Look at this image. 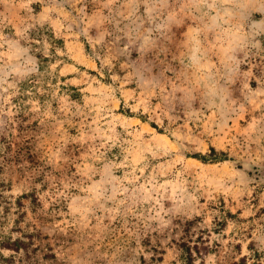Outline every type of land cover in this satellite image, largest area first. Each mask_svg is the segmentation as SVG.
<instances>
[{
	"label": "rangeland",
	"instance_id": "1",
	"mask_svg": "<svg viewBox=\"0 0 264 264\" xmlns=\"http://www.w3.org/2000/svg\"><path fill=\"white\" fill-rule=\"evenodd\" d=\"M4 136L0 264H264V0H0Z\"/></svg>",
	"mask_w": 264,
	"mask_h": 264
},
{
	"label": "trees",
	"instance_id": "2",
	"mask_svg": "<svg viewBox=\"0 0 264 264\" xmlns=\"http://www.w3.org/2000/svg\"><path fill=\"white\" fill-rule=\"evenodd\" d=\"M37 39H41V35L39 34L37 36ZM43 68V67H42ZM38 74H32L28 78H26L24 81L21 82L20 90L21 93H24V90L29 87L33 88L34 91L37 93V95H40V92H37V87L39 86V83L41 82L40 79H37ZM69 90H72L71 96L73 98L78 97L79 91L76 87L72 85H68L67 87ZM21 96V94H19ZM18 97V96H17ZM41 97V96H39ZM42 101H44V98H41ZM12 144L13 140H11L9 137H2L0 140V172L4 170L8 164L11 163V161L18 160L20 158L21 149L24 146H20L17 150L14 151V154L12 153ZM28 145V144H27ZM8 188V190H11V184L4 180L3 178H0V220L7 219L8 213L12 209V205H15V213L18 214V218L15 219L16 227L20 225L21 221H23L25 215L27 214L25 208V204L23 202L24 198L30 199L31 203L36 210L38 206H41V200L39 199L38 195L35 192H28L23 193L22 195L18 196L15 199V202H11L8 200L7 196L4 194V189ZM5 203V204H3ZM2 206L4 207L3 210H1ZM229 217H233V214L231 212L228 213ZM228 218H225V222L227 223ZM24 235L27 234V232H23ZM24 237V236H23ZM32 242L31 239L26 241L25 238L22 237H16L13 238V236H3L0 240V262L5 263H12L13 257H7L3 254L2 250H11L16 253H19L21 250L29 251V248L31 247ZM183 252L186 258L187 264H196V258L201 257V248L197 242L195 244L191 245L188 243H183ZM250 255H244L241 257L240 261L243 262V264H248L249 259H252L253 262L251 264H263L260 260V256L262 255L258 250H254L252 246H249ZM241 262V263H242ZM199 264H202L200 262Z\"/></svg>",
	"mask_w": 264,
	"mask_h": 264
}]
</instances>
